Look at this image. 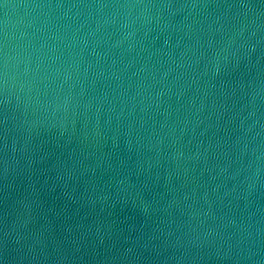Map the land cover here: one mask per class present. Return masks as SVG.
I'll return each mask as SVG.
<instances>
[{"label":"water","instance_id":"1","mask_svg":"<svg viewBox=\"0 0 264 264\" xmlns=\"http://www.w3.org/2000/svg\"><path fill=\"white\" fill-rule=\"evenodd\" d=\"M0 264H264V0H0Z\"/></svg>","mask_w":264,"mask_h":264}]
</instances>
